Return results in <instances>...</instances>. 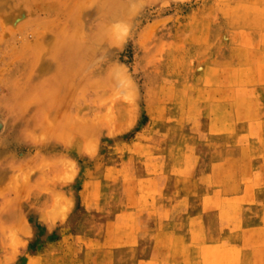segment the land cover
<instances>
[{"label":"rangeland","instance_id":"obj_1","mask_svg":"<svg viewBox=\"0 0 264 264\" xmlns=\"http://www.w3.org/2000/svg\"><path fill=\"white\" fill-rule=\"evenodd\" d=\"M0 264H264V0H0Z\"/></svg>","mask_w":264,"mask_h":264},{"label":"crops","instance_id":"obj_2","mask_svg":"<svg viewBox=\"0 0 264 264\" xmlns=\"http://www.w3.org/2000/svg\"><path fill=\"white\" fill-rule=\"evenodd\" d=\"M14 120H23V119H18V118H17V119H14Z\"/></svg>","mask_w":264,"mask_h":264}]
</instances>
